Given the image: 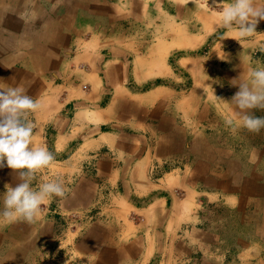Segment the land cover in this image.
<instances>
[{"label": "crops", "instance_id": "crops-1", "mask_svg": "<svg viewBox=\"0 0 264 264\" xmlns=\"http://www.w3.org/2000/svg\"><path fill=\"white\" fill-rule=\"evenodd\" d=\"M167 1L0 0V85L40 100L28 120L54 156L32 186L66 190L0 222V264H264V128L231 101L264 31L240 44L221 28L193 55L215 32L193 46L177 13L225 0ZM18 183L0 168V210Z\"/></svg>", "mask_w": 264, "mask_h": 264}, {"label": "clouds", "instance_id": "clouds-1", "mask_svg": "<svg viewBox=\"0 0 264 264\" xmlns=\"http://www.w3.org/2000/svg\"><path fill=\"white\" fill-rule=\"evenodd\" d=\"M217 5L219 11L212 31L226 30L220 40L233 38L241 44V41L257 35L256 26L259 20H264V2L225 0ZM219 58L228 59L225 53ZM231 84L239 88L231 98L239 110L235 113L239 126L259 132L264 128V117L252 115L248 110L264 109V67L253 66L250 59L244 80L233 79ZM0 89V168L7 166L15 170L20 180L15 187L5 185L0 222L18 218L31 222L38 216L46 200L63 198L66 190L59 178L46 179L37 187L32 186L36 173L48 167L54 159L46 144L34 143L35 125L28 120L29 114L40 108V100L29 96L23 85L7 88L0 85ZM226 124L232 125L233 119L226 120Z\"/></svg>", "mask_w": 264, "mask_h": 264}, {"label": "rangeland", "instance_id": "rangeland-1", "mask_svg": "<svg viewBox=\"0 0 264 264\" xmlns=\"http://www.w3.org/2000/svg\"><path fill=\"white\" fill-rule=\"evenodd\" d=\"M179 1H182V0H179ZM162 5H164L165 9H172L171 3L168 2L167 0H162ZM197 6H198V4H194V3H191V1H188V3L184 4L183 7L185 9H188V10L190 9L192 12L191 11L190 12L179 11L177 13L178 17L183 16L181 19L185 22L188 21L192 26V29H190V31L193 33V35H195L194 40H193V46L201 45L203 40H204L203 35H207L210 32H212L213 25L216 22V13H217V12H214L212 7H197ZM195 9H197V10L200 9L201 11L197 12V11H195ZM202 21H209V24L212 26V28H205L204 27L202 29V27H201ZM206 23L207 22H205V26L207 25ZM260 25H263V24H258L259 28L256 30L257 33H261L264 31V28L261 27ZM178 30L179 29H176V30L174 29V30H172V33L174 32L177 35H179ZM199 33L203 34V35L201 36ZM221 33H222V29H217V32H215V34L213 36H211L210 39H208V42L204 43L202 47H200L198 50L194 51L193 55H204V53H207L211 49L212 45H214V42L218 39V37H220ZM196 34H198V35L196 36ZM254 39L259 40V37H254ZM260 48H261L260 50H263L264 47H262V44H261ZM260 59H261V61H260L261 67H264V52L263 51L261 53ZM170 64L173 65V62L170 61ZM48 146H49V144H48Z\"/></svg>", "mask_w": 264, "mask_h": 264}]
</instances>
